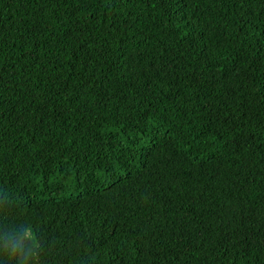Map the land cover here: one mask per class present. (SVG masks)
I'll list each match as a JSON object with an SVG mask.
<instances>
[{
    "label": "trees",
    "instance_id": "trees-1",
    "mask_svg": "<svg viewBox=\"0 0 264 264\" xmlns=\"http://www.w3.org/2000/svg\"><path fill=\"white\" fill-rule=\"evenodd\" d=\"M0 264H264V0H0Z\"/></svg>",
    "mask_w": 264,
    "mask_h": 264
}]
</instances>
